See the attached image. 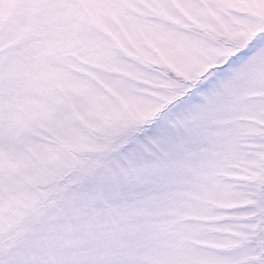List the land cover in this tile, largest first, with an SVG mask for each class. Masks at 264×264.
<instances>
[{
    "label": "snow or ice",
    "instance_id": "1",
    "mask_svg": "<svg viewBox=\"0 0 264 264\" xmlns=\"http://www.w3.org/2000/svg\"><path fill=\"white\" fill-rule=\"evenodd\" d=\"M0 264H264V0H0Z\"/></svg>",
    "mask_w": 264,
    "mask_h": 264
}]
</instances>
